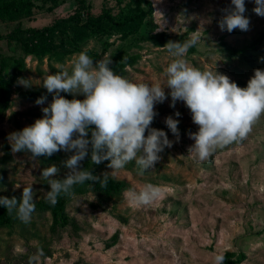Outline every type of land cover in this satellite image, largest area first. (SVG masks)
<instances>
[{"label": "rangeland", "instance_id": "rangeland-1", "mask_svg": "<svg viewBox=\"0 0 264 264\" xmlns=\"http://www.w3.org/2000/svg\"><path fill=\"white\" fill-rule=\"evenodd\" d=\"M127 1L84 0L85 8H80L78 0H35L40 6L32 8L30 15L0 22V57L23 61L17 72L6 70L8 77L12 72L14 75L7 102L0 109V196L19 198L22 188L31 184L36 201L48 191L42 169L55 164L61 177L67 172L62 161L70 153L59 151L33 160L28 153H12L8 136L43 116L41 109L51 103L52 94L41 81L60 65L70 68L74 54L87 50L95 61L124 52L135 57L131 66L124 67L125 78L134 83H163L164 69L173 58L162 47L170 40L183 42L196 35L199 42L186 55L190 65L216 69L241 88L246 87L254 69H264V17L253 12V0H245L244 15L250 20L247 31L229 33L219 27L231 0H149L151 15L144 18L146 24L135 34L123 39L118 33L89 36L77 42L78 50L67 53L61 61L45 56L39 61L31 54L23 55L16 41L20 34L14 30L41 28L70 15L83 21L102 8L115 13ZM52 5V10L46 9ZM58 41L54 36V43ZM21 78L29 80L31 86L21 85ZM164 91L167 94L169 90ZM41 96L46 100L37 105L35 101ZM170 104L169 96L155 105L157 115L150 125L163 130L172 142V147L160 153L155 168L140 175L135 162L115 172L107 167L108 161L96 165L94 175L107 172L109 178L126 187L105 198L87 187L68 198L63 212L75 227L60 225L61 219L52 216L49 208L35 209L30 223L15 216L11 224L0 226V264H28L39 249L44 253L40 264H214V257H225V253H230L226 258L231 260L242 257L227 264H264V115L245 139L217 149L200 163L188 155L193 143L188 133L198 130L189 110L181 101L174 107ZM168 116L179 121L178 137L164 122ZM146 183L159 187L162 196L149 206L131 207L124 191L139 190Z\"/></svg>", "mask_w": 264, "mask_h": 264}, {"label": "clouds", "instance_id": "clouds-1", "mask_svg": "<svg viewBox=\"0 0 264 264\" xmlns=\"http://www.w3.org/2000/svg\"><path fill=\"white\" fill-rule=\"evenodd\" d=\"M253 2V12L264 17V0ZM246 10L245 0H231V7L223 10L219 21L221 30L247 31L250 20L244 15ZM198 42L199 37L192 35L183 42L165 43L162 48L173 59L164 69L163 83H134L109 67L110 57L94 61L87 50L73 55L70 68L60 65L55 73L43 77L41 86L52 94L51 103L41 109V118L10 133L8 140L12 153H28L33 160L59 151L70 153L62 161L67 169L62 177L55 164L41 170L48 185L47 203L55 206L61 195L73 197L74 186L85 182L107 184V172L97 176L82 168L86 158L95 165L108 161L111 172L124 169L131 162H135L140 175L155 168L161 159L160 153L172 147V142L163 130L150 125L157 115L155 105L169 96L170 107L177 101L183 102L198 128L188 133L193 141L188 155L197 162L207 161L217 149L247 137L253 124L264 115V69H254L246 87L241 88L216 69L201 70L188 63V49ZM19 83L31 86L23 78ZM165 88L169 90L167 94ZM61 93L73 98L66 99ZM45 100L41 96L35 103L40 105ZM164 122L178 137L179 121L168 116ZM123 195L131 207L141 208L153 204L162 192L159 187L146 183L139 190L126 189ZM0 207L9 214L14 213L21 222L30 223L36 209L32 185L24 186L19 198L0 196ZM43 255L39 249L29 257L28 264H40ZM224 260L218 254L214 264H224Z\"/></svg>", "mask_w": 264, "mask_h": 264}, {"label": "trees", "instance_id": "trees-1", "mask_svg": "<svg viewBox=\"0 0 264 264\" xmlns=\"http://www.w3.org/2000/svg\"><path fill=\"white\" fill-rule=\"evenodd\" d=\"M44 1V0H43ZM54 1V0H51ZM117 3L120 0H116ZM35 0H0V22H9L18 20L23 16H28L32 12V8L39 7L35 5ZM80 8L84 7V0H78ZM54 4V3H53ZM52 7H46L47 10H52ZM152 7L149 0H128L123 5L117 8L115 13L109 8H102L97 15H88L83 21H79L77 15H70L66 19L53 21L50 24L41 28L27 27L21 30H14L20 34V40H16L20 49L24 54H31L35 59L41 60L43 56L53 58L55 61H61L67 53L77 51V42L85 40L89 36L101 38L104 35L118 33L119 38L123 39L135 34L139 26L143 23L145 17H150ZM68 28V30H67ZM159 35L166 37L164 33ZM54 36L59 37V41L54 43ZM3 37L0 34V39ZM69 45L70 49H65ZM91 55L95 56L94 53ZM135 61L133 55L127 53H116L111 59L109 65L112 70L125 77V66H131ZM23 64L21 58L15 59L9 56L0 57V109L7 102L8 88L12 82V76H7L6 70L10 68L18 71ZM6 76V77H5ZM8 77V78H7ZM82 168L89 169L94 174L95 164H92L89 158H86L81 165ZM87 187H93L104 198L111 192H119L126 187V184L108 177L106 185L101 183L92 184L85 182L83 185L74 186V192L80 193L85 191ZM69 197L61 195L58 197V202L55 206L46 202L45 196L40 197L35 201L36 210L42 211L49 208L52 216L61 219L60 225H70L75 227L70 219L63 212V204ZM15 214H9L6 209L0 207V226L11 224L15 220ZM69 221V222H68ZM230 253H225L224 263H237L242 257L237 256L235 259H227Z\"/></svg>", "mask_w": 264, "mask_h": 264}]
</instances>
